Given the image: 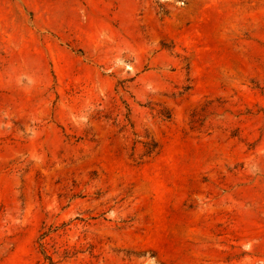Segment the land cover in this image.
Masks as SVG:
<instances>
[{
    "label": "rangeland",
    "instance_id": "obj_1",
    "mask_svg": "<svg viewBox=\"0 0 264 264\" xmlns=\"http://www.w3.org/2000/svg\"><path fill=\"white\" fill-rule=\"evenodd\" d=\"M0 264H264V0H0Z\"/></svg>",
    "mask_w": 264,
    "mask_h": 264
}]
</instances>
